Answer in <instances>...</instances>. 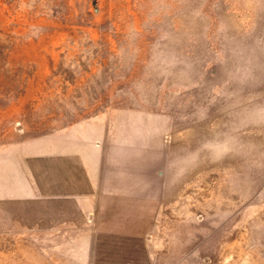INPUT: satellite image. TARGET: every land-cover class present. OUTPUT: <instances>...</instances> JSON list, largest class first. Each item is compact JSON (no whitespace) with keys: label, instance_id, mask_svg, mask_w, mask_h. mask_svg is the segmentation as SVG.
<instances>
[{"label":"rangeland","instance_id":"obj_1","mask_svg":"<svg viewBox=\"0 0 264 264\" xmlns=\"http://www.w3.org/2000/svg\"><path fill=\"white\" fill-rule=\"evenodd\" d=\"M86 121L107 226L0 202V264H264V0H0V144Z\"/></svg>","mask_w":264,"mask_h":264},{"label":"crops","instance_id":"obj_2","mask_svg":"<svg viewBox=\"0 0 264 264\" xmlns=\"http://www.w3.org/2000/svg\"><path fill=\"white\" fill-rule=\"evenodd\" d=\"M90 124L0 144V202L69 204L83 223L107 226L102 203L119 196L113 181L102 178L104 146ZM81 180L83 189L70 188ZM126 191L127 197V184Z\"/></svg>","mask_w":264,"mask_h":264},{"label":"clouds","instance_id":"obj_3","mask_svg":"<svg viewBox=\"0 0 264 264\" xmlns=\"http://www.w3.org/2000/svg\"><path fill=\"white\" fill-rule=\"evenodd\" d=\"M42 29L37 25H31L27 30L26 40L38 39L41 35Z\"/></svg>","mask_w":264,"mask_h":264}]
</instances>
